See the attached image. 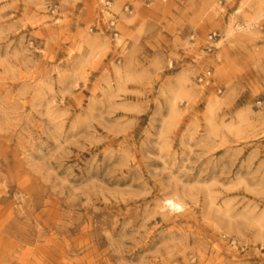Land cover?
I'll list each match as a JSON object with an SVG mask.
<instances>
[{
    "label": "rangeland",
    "instance_id": "obj_1",
    "mask_svg": "<svg viewBox=\"0 0 264 264\" xmlns=\"http://www.w3.org/2000/svg\"><path fill=\"white\" fill-rule=\"evenodd\" d=\"M0 264H264V0H0Z\"/></svg>",
    "mask_w": 264,
    "mask_h": 264
},
{
    "label": "built area",
    "instance_id": "obj_2",
    "mask_svg": "<svg viewBox=\"0 0 264 264\" xmlns=\"http://www.w3.org/2000/svg\"><path fill=\"white\" fill-rule=\"evenodd\" d=\"M115 27V22L114 21H111L109 23V28L110 29H114ZM215 38H216V33H212V34H209L207 36V41H206V52L207 53H211L213 50H214V42H215ZM210 72H206L205 74H201V76L198 77V82L200 84H207V82H210Z\"/></svg>",
    "mask_w": 264,
    "mask_h": 264
},
{
    "label": "bare ground",
    "instance_id": "obj_3",
    "mask_svg": "<svg viewBox=\"0 0 264 264\" xmlns=\"http://www.w3.org/2000/svg\"><path fill=\"white\" fill-rule=\"evenodd\" d=\"M164 207L170 212H181L184 209L179 202L174 201L172 199H166L164 201Z\"/></svg>",
    "mask_w": 264,
    "mask_h": 264
}]
</instances>
